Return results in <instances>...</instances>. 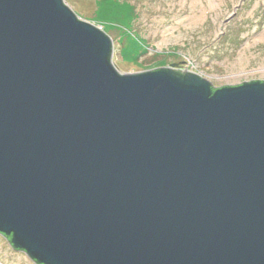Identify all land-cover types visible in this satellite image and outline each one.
Segmentation results:
<instances>
[{
	"label": "water",
	"instance_id": "95a60500",
	"mask_svg": "<svg viewBox=\"0 0 264 264\" xmlns=\"http://www.w3.org/2000/svg\"><path fill=\"white\" fill-rule=\"evenodd\" d=\"M113 56L63 0H0V236L36 264H264V82Z\"/></svg>",
	"mask_w": 264,
	"mask_h": 264
},
{
	"label": "rangeland",
	"instance_id": "374dc122",
	"mask_svg": "<svg viewBox=\"0 0 264 264\" xmlns=\"http://www.w3.org/2000/svg\"><path fill=\"white\" fill-rule=\"evenodd\" d=\"M63 2L121 47L125 58L112 57L121 74L177 65V73L198 75L215 88L264 82V0ZM132 37L144 42L137 46ZM7 246L0 238V264H31Z\"/></svg>",
	"mask_w": 264,
	"mask_h": 264
},
{
	"label": "trees",
	"instance_id": "16d2710c",
	"mask_svg": "<svg viewBox=\"0 0 264 264\" xmlns=\"http://www.w3.org/2000/svg\"><path fill=\"white\" fill-rule=\"evenodd\" d=\"M113 4H114V5H118L117 3H113ZM122 6H124V5H122ZM114 7H116V6H114ZM118 7H120V6H118ZM131 9H132V8H131ZM122 10H123V9H122ZM131 21H132V20L130 19V22H131ZM131 39H132L131 41H133V42L135 43V45H137V46L140 45V43L144 42V41H141V40H140L139 38H137V37H135V38L132 37ZM139 42H140V43H139ZM139 47H140V46H139ZM122 51H123V50H122ZM122 51H121V56L124 57V56H123V53H124V52H122ZM138 55H139V54H138ZM124 58H125V57H124ZM179 74H181V73H179ZM212 88H213V91L217 89V88H215V87H212Z\"/></svg>",
	"mask_w": 264,
	"mask_h": 264
},
{
	"label": "flooded vegetation",
	"instance_id": "af4514ba",
	"mask_svg": "<svg viewBox=\"0 0 264 264\" xmlns=\"http://www.w3.org/2000/svg\"><path fill=\"white\" fill-rule=\"evenodd\" d=\"M0 238L3 239V240L5 241V243L8 245L7 247L10 246L5 238H3V237H1V236H0ZM9 249L12 251V253H17V254L25 255V254L22 253L21 251L13 250L11 247H9ZM26 258L31 262V264H36V263H34L33 261H31L28 257H26Z\"/></svg>",
	"mask_w": 264,
	"mask_h": 264
}]
</instances>
